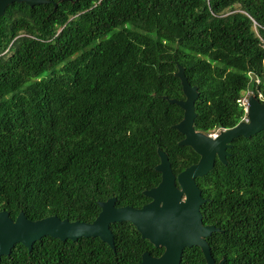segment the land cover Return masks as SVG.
I'll return each instance as SVG.
<instances>
[{
  "label": "trees",
  "instance_id": "1",
  "mask_svg": "<svg viewBox=\"0 0 264 264\" xmlns=\"http://www.w3.org/2000/svg\"><path fill=\"white\" fill-rule=\"evenodd\" d=\"M179 67L199 95L194 127L215 133L264 91V0H50L0 17V211L91 222L98 201L141 207L156 186L158 149L177 175L199 154L178 142ZM259 79L256 84L255 79ZM226 163L196 178L216 262L264 264V129L235 138ZM99 237L16 243L0 264H141L154 246L129 221ZM182 264H206L199 246Z\"/></svg>",
  "mask_w": 264,
  "mask_h": 264
},
{
  "label": "water",
  "instance_id": "2",
  "mask_svg": "<svg viewBox=\"0 0 264 264\" xmlns=\"http://www.w3.org/2000/svg\"><path fill=\"white\" fill-rule=\"evenodd\" d=\"M13 2L34 5L50 0H0V17ZM176 75L180 78L185 98L169 99V102L176 103L183 109V118L173 127L184 135L178 143L191 146L199 154L198 161L175 175L167 153L158 149L160 161L155 168L160 172L161 179L156 186L144 191L151 200L139 208L116 206L115 197L98 201L100 211L91 222L70 221L57 215L31 220L23 211L12 219L6 210H1L0 258L8 255L16 243H21L30 250L33 242L43 236L60 240L97 236L114 247L110 225L129 221L143 238L156 247L164 248L159 256L144 251L141 264H182L184 249L194 245L201 248L206 264H224V259L215 261L207 242V237L212 232L221 231V228L203 223L200 206L206 199L202 196L196 178L209 172L216 158L223 163L227 162V148L235 138L250 137L264 129V102L250 95L248 121H239L233 127L206 134L194 127L197 115L195 101L199 95L197 87L190 84L182 67H179Z\"/></svg>",
  "mask_w": 264,
  "mask_h": 264
},
{
  "label": "built area",
  "instance_id": "3",
  "mask_svg": "<svg viewBox=\"0 0 264 264\" xmlns=\"http://www.w3.org/2000/svg\"><path fill=\"white\" fill-rule=\"evenodd\" d=\"M250 74V78L253 79L254 76ZM256 81V84H259V79L257 77L254 78ZM254 95L256 96L261 102H264V91L263 90H257L256 94L254 90L252 89H247L245 92H243L242 96L238 99L239 105L242 107L244 113L240 121H248L247 117V111H248V104H249V96ZM210 134V133H209Z\"/></svg>",
  "mask_w": 264,
  "mask_h": 264
}]
</instances>
